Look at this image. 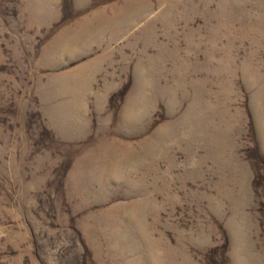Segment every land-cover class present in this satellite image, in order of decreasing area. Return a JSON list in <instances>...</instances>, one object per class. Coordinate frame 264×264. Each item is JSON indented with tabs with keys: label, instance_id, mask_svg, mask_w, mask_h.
Returning <instances> with one entry per match:
<instances>
[{
	"label": "rangeland",
	"instance_id": "rangeland-1",
	"mask_svg": "<svg viewBox=\"0 0 264 264\" xmlns=\"http://www.w3.org/2000/svg\"><path fill=\"white\" fill-rule=\"evenodd\" d=\"M0 264H264V0H0Z\"/></svg>",
	"mask_w": 264,
	"mask_h": 264
}]
</instances>
